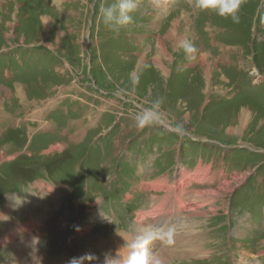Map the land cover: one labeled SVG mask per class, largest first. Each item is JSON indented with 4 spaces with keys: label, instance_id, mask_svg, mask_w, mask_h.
<instances>
[{
    "label": "rangeland",
    "instance_id": "rangeland-1",
    "mask_svg": "<svg viewBox=\"0 0 264 264\" xmlns=\"http://www.w3.org/2000/svg\"><path fill=\"white\" fill-rule=\"evenodd\" d=\"M115 2L0 0V237L8 241L0 264H12L16 251L32 261L36 247L45 260L100 264L111 237L134 228L150 254L193 255L162 264H264V0H244L239 23L196 0H137L135 22L119 34L100 13ZM158 97L165 102L154 109ZM145 109L160 111V123L139 130L135 116ZM21 190H44L52 205L31 207L40 226L26 251L28 231L5 206L14 203L6 193L30 196ZM170 195L173 220L166 208L167 222H136L151 213L153 196ZM191 208L200 216L189 219ZM194 231L201 247L176 243Z\"/></svg>",
    "mask_w": 264,
    "mask_h": 264
},
{
    "label": "bare ground",
    "instance_id": "bare-ground-1",
    "mask_svg": "<svg viewBox=\"0 0 264 264\" xmlns=\"http://www.w3.org/2000/svg\"><path fill=\"white\" fill-rule=\"evenodd\" d=\"M163 3V2H162ZM183 13H185V12H183ZM178 16H179V14H178ZM182 16H183V14H182ZM184 18H185V21L187 22V20H188V16L187 15H184L183 16ZM45 18H47V17H45ZM181 20V19H180ZM180 20H175L174 22V24L175 25H177V24H179L180 23ZM44 21V24H47L46 23V19H44L43 20ZM175 27V26H174ZM177 28V27H176ZM168 37L169 38H171V39H173V37H174V33L173 32H169L168 34ZM185 38V36L183 37V39ZM180 39V38H179ZM183 39H181V40H183ZM177 40V39H176ZM196 41V40H195ZM159 45L162 47V45L164 46V44H163V40H161L160 42H159ZM163 50V49H162ZM164 51V50H163ZM198 59V58H197ZM202 59H203V61H204V64H206V68H205V70H204V73H205V75H206V77L205 78H211V70H212V61L211 60H209L208 59V56H205V55H203V57H202ZM156 63H161V61L160 60H158L157 59V61H156ZM219 70V69H218ZM207 82H208V80H207ZM249 109L248 108H243L241 111H242V118L244 119V120H242L244 123L245 122H251L252 121V119H251V116H250V111H248ZM253 117V116H252ZM243 123V124H244ZM243 128L245 127V126H242ZM162 180V179H161ZM163 181V180H162ZM165 181V180H164ZM160 183V182H159ZM144 185V184H143ZM42 187V186H41ZM162 187H163V185L161 186V187H159V188H157V191L158 190H160V189H162ZM166 188H168V187H166ZM171 189V188H170ZM172 190V189H171ZM166 191V190H165ZM173 191V190H172ZM58 192V191H57ZM195 192H191V193H189V194H194ZM60 195V194H59ZM192 196H194V195H192ZM200 196V191L199 192H197V194H196V197H199ZM174 197V195H170V196H168V198H164V197H161V198H159V199H157V198H155L154 196H153V200H152V205H151V209H150V211H151V213L150 212H148V213H142V214H140L139 213V215H138V219H137V221L136 222H142L143 220H145V221H147L146 219H147V217H148V215L150 216V217H157V216H159V215H162V220H165L166 219V222H167V219H169V217H168V215H166V214H164L163 213V210L164 209H166V208H169L170 209V214H171V212H173L172 213V217H171V219L170 220H173V218L175 217V214H176V206H175V203H174V201H171L172 199H174L173 198ZM55 197H53V201L55 200L54 199ZM195 198V197H194ZM211 198L212 197H210V198H208L207 200L208 201H212L211 200ZM28 200H30V204H29V207H28V205H27V202L26 201H28ZM169 201H171V203L170 204H168L167 206H163L162 204H164V203H167V202H169ZM194 201V200H193ZM195 202H196V200H195ZM38 205H40V207H42V206H47V207H49V206H52V205H49V200H48V198L47 197H43V196H36L35 194H30V196L28 197V198H25L24 199V202L23 203H20V204H16V203H9V202H6L5 203V206H6V212L10 215V216H12L13 214H14V212H16V218L14 219L15 221H13V220H11L15 225H17V228L18 229H20V231L22 232V233H24L25 235H27V231H28V234H29V236L26 238V239H23V242H24V245H25V247L23 248V251H26V250H29V243H31V246L32 247H34V242L32 243L31 242V240L34 238V239H36L38 236H37V233H38V231H39V222L35 219V217H36V215H37V213L36 212H33V210L31 209V207H34V206H38ZM26 208H28V211L26 210ZM184 208V206H181V209H183ZM24 209H25V212H24ZM191 210V212H189V216H188V218L189 219H194V217L196 216V215H198V216H200V213H199V210L198 209H196V208H191L190 209ZM24 212V213H23ZM22 214H23V216H27V218H28V221L26 222V223H23V224H19V223H16V221H18L17 219L19 218V217H21L22 216ZM45 214H47V213H45ZM45 214H43V215H39V219L41 220V221H43V219L45 218V220L47 219L48 220V218H49V216L50 215H45ZM51 214V213H50ZM160 218V217H159ZM5 219V218H4ZM188 219V220H189ZM2 220V219H1ZM46 220V221H47ZM7 221H9V220H7ZM10 222V221H9ZM154 222V221H153ZM166 222H164V223H157V225H160V226H165V224H166ZM13 223H9V224H7L6 223V228L7 229H9L8 231L6 230V232H8V234L10 233V235H9V238H12V235H13V233L11 232V230H12V226H13ZM150 223V222H149ZM152 223V222H151ZM150 223V224H151ZM182 223V222H181ZM180 223V224H181ZM192 223V222H191ZM1 224H5V222H3V223H0V225ZM169 227H172V221H171V223L169 224ZM83 228V227H82ZM173 228V227H172ZM184 228V227H183ZM86 229V228H85ZM16 230V229H15ZM79 231V230H78ZM86 231V230H85ZM16 232V231H15ZM195 232V231H194ZM16 233H19L18 231L16 232ZM7 234V235H8ZM188 234V235H187ZM193 235H191V234H189V233H187V232H185V234H183V235H177L176 236V238L178 239V238H180V236H182V238H183V236H185V240H184V242H182V243H180V242H176V243H179V244H188V246L187 245H185L186 247H188V248H193V247H195V246H198V247H201V245L204 243H202L201 244V241L203 240L202 238H200V236H199V234H200V232H195V233H192ZM143 235V237H146L147 236V234L146 233H143L142 234ZM189 235L192 237V240L191 241H187L186 240V237H189ZM30 236H32V237H30ZM198 236V237H197ZM163 237V235L161 236V238ZM28 240V241H27ZM111 240H112V242H111V244H110V248L111 249H113V250H107L108 252H110L111 253V255L107 258L108 259V264H123V261H124V259H126L127 258V256L130 254V252L131 251H133V245H134V243L136 242V236H135V228H134V231H132L131 233H128V234H126V233H116L114 236H112L111 237ZM125 240H127V242L128 243H125L124 241ZM172 241V240H171ZM175 241V240H174ZM173 241V242H174ZM190 242V243H189ZM5 243H8V241H7V239H6V236H5V239H3V238H1L0 237V245H2V244H5ZM175 243V242H174ZM15 245H18L19 246V248H21L22 247V240H17L16 241V243H15ZM178 246H180V245H178ZM184 247V246H183ZM36 250H35V253H33L32 252V254L31 255H29V258L30 259H32V261L34 262V264H69V260L70 259H65V258H60V259H52L51 260V257L49 256H46L47 257V260H45L44 259V255H41V254H38L37 253V250L39 249H37V247L35 248ZM162 249V248H161ZM21 252V251H20ZM20 252L18 251H16L15 252V255H14V262L12 263V264H32V261H26L25 260V262L23 261V254H20ZM42 252V251H41ZM158 252V251H157ZM19 253V254H18ZM18 254V255H17ZM204 256L205 255V253L203 252V253H201V256ZM154 256H156L157 258H159L160 260H161V262L162 263H164V261H167V260H169V258H175V257H178V256H180V257H187V256H193L191 253H187V252H176V251H169V250H167V249H162V250H159V252L158 253H156ZM80 257H82V255L80 256ZM79 257V258H80ZM83 257H85V254L83 255ZM86 258V257H85ZM242 260V259H241ZM100 264H106V260L105 261H103L102 263H100ZM243 264H247L245 261H243Z\"/></svg>",
    "mask_w": 264,
    "mask_h": 264
},
{
    "label": "clouds",
    "instance_id": "clouds-1",
    "mask_svg": "<svg viewBox=\"0 0 264 264\" xmlns=\"http://www.w3.org/2000/svg\"><path fill=\"white\" fill-rule=\"evenodd\" d=\"M243 3L244 0H196V7L200 10H214L218 15L225 18L230 17L234 23H239V12ZM137 7V0H116L115 3H112L107 7L101 4L100 13L103 14L105 27L108 30L119 34L121 28H126L135 22L132 13L136 11ZM180 47L188 59H195L194 53L197 52V48L190 40L182 41ZM130 79L133 86H135L138 83L139 78L133 73L131 74ZM164 102V97H158L154 101V109H159ZM160 118V111L145 109L142 113H138L135 116V127L139 130H143L146 127L159 124ZM21 192L38 194L41 196L46 195L44 190H21ZM6 195L16 204L23 203V199L16 192L6 193ZM145 240L146 238H141L134 243L133 251H131L127 258L124 259L123 264H162L159 258L150 254ZM70 264H79V260L73 258ZM106 264H108V259H106Z\"/></svg>",
    "mask_w": 264,
    "mask_h": 264
}]
</instances>
